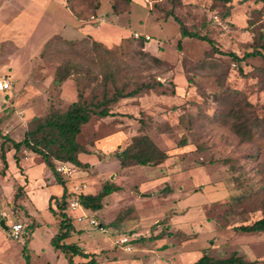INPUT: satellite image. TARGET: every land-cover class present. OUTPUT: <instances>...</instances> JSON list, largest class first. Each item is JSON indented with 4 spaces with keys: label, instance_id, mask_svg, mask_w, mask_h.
<instances>
[{
    "label": "rangeland",
    "instance_id": "374dc122",
    "mask_svg": "<svg viewBox=\"0 0 264 264\" xmlns=\"http://www.w3.org/2000/svg\"><path fill=\"white\" fill-rule=\"evenodd\" d=\"M21 1L0 0V79L10 82V89L0 92V127L12 140H22L34 119L65 111L79 92L83 101L95 103L104 91L111 97L114 88L154 86L110 105L113 116L92 117L82 127L77 142L90 153L81 158L90 168H72L69 180L59 173L65 187L70 192L82 182L85 193L96 194L111 181L121 191L106 197L97 212L83 209L88 219L80 223V211L70 209L77 201L71 192L75 197L66 214L81 233L66 242L94 253L97 264H192L203 254L223 259L232 253L264 264V233L235 230L264 217V149H259L264 144V59L235 62L204 41L182 39L178 24L166 15L172 13L191 33L240 59L255 49L264 55V4L234 0L225 16L215 0H57L81 21L82 41L70 47L53 33L29 42L40 35L30 36L37 28L27 20L33 0ZM155 41L163 44L162 65L144 50L148 44L147 51L155 53ZM70 65L80 68L69 69L73 75L56 86V70ZM240 99L247 103L242 112L254 121L252 140L234 133L235 119L228 115ZM140 133L168 160L157 167L121 169L117 153ZM182 138L186 146L179 148ZM12 156L9 151L6 177L0 179V212L24 231L13 240L0 229V264H25L26 256L29 264H65V256L50 244L60 220L48 208L55 210L49 201L59 190L51 187L53 174L46 166L39 174L27 173L42 164L40 156L22 151L18 167ZM18 187L21 197L15 199ZM91 219L98 227L89 225ZM123 238L129 239L125 247L118 243Z\"/></svg>",
    "mask_w": 264,
    "mask_h": 264
},
{
    "label": "trees",
    "instance_id": "16d2710c",
    "mask_svg": "<svg viewBox=\"0 0 264 264\" xmlns=\"http://www.w3.org/2000/svg\"><path fill=\"white\" fill-rule=\"evenodd\" d=\"M174 4H180L181 0H169ZM234 0H215L216 3L222 5L225 9V16L230 13V7ZM241 4L247 2L263 3L264 0H235ZM168 17H172L174 22L179 26V35L182 39L186 38H196L201 41L206 42L214 53L219 55L228 56L232 61L240 62L243 59L250 57H262L264 55L257 49L252 52L246 53L243 58H238L234 53H221L216 47L215 42L206 36H200L196 33H191V31L181 22V20L174 16L172 13L166 14ZM96 47H101V44L94 42ZM145 41L141 42L139 46L144 48ZM180 48V42L177 44ZM146 55L155 61L156 64L162 65L163 62L155 57L150 56L148 53ZM77 69L80 66H68V69L61 71V68L56 70L54 76V83L56 86H60L63 82L69 79L73 75L72 71L69 69ZM109 78V75L106 79ZM106 79H103V84L105 85ZM114 93L111 97H108L106 91L103 93L102 100L100 102L87 103L82 100V94L79 92L77 95V101L73 102L65 111L61 112L58 110L52 111L49 116L44 118L34 119V124L26 130L22 140L15 141L12 140L7 134H3L0 127V179L6 177L8 170L7 154L9 151H13V161L15 166H19L20 157L19 154L22 151L32 153L34 155L40 156L44 165L52 172L53 177L57 185L63 188L62 195L59 198L50 197V202H53L55 210L49 205V210L53 214L60 217L57 223V233L51 238L50 244L56 252H60L65 256L66 264H75L74 258L79 257L87 260L83 264H96L93 255L86 253L85 249L79 246L77 243H67L66 241L73 236V234H80V231H76L72 224V218L66 214V207L70 200L75 196L69 192L66 186L65 179H62L63 175L59 174L56 170V165L62 163L66 164L72 168L78 170H86L90 168L88 163H83L79 160L80 154L88 153L78 142L77 136L80 134L82 127L86 125L92 117L107 118L113 116L110 110V105L115 104L120 99H130L138 96L140 93L145 91H150L154 89V86L148 84H141L135 87L133 90L125 92L124 89L114 88ZM230 95L236 97L238 92H229ZM229 97V96H228ZM231 97V96H230ZM244 101L237 100L234 103V107L229 110L228 115H231L235 119V124L233 126V131L236 135L242 139L252 140L253 135H251V128H249L250 123H254L251 117L247 116L246 112L243 111V106L247 103H241ZM249 106V105H248ZM261 120H257L255 124H260ZM141 123V119L139 120ZM142 124V123H141ZM260 128V126H256ZM264 138V133H262ZM264 140V139H263ZM186 146V140L182 138L177 147L182 148ZM259 149H264V144L259 145ZM116 158L119 162L121 169L134 168V167H157L164 164L169 156L168 154L161 150L149 136L140 135L134 136L130 144L123 149L120 153H117ZM66 178V177H65ZM67 178L66 180H69ZM82 182H79L81 184ZM167 189H165L166 191ZM121 191V187L116 185L111 181H106L103 183L101 189L96 194H76V199L82 209L97 212L102 209L103 200ZM75 194V193H74ZM21 197V187H18L15 199ZM238 202V201H236ZM32 229V227H29ZM39 228V227H37ZM35 229L33 228L32 232ZM237 231H241L246 234H257L264 233V217L254 221L250 225L239 226L235 228ZM24 231V227H23ZM131 241V240H130ZM25 264H29V258L26 256ZM192 264H258V261H250L241 255L232 253L228 258L215 259L207 254H203L199 259H197Z\"/></svg>",
    "mask_w": 264,
    "mask_h": 264
},
{
    "label": "crops",
    "instance_id": "0c3cea01",
    "mask_svg": "<svg viewBox=\"0 0 264 264\" xmlns=\"http://www.w3.org/2000/svg\"><path fill=\"white\" fill-rule=\"evenodd\" d=\"M15 1H17L20 4L23 3L21 0L20 1L15 0ZM25 2H26V4L27 3L29 4L28 1H25ZM63 4H64V1L62 3L61 1L59 2L57 0H36V1L33 0V4L32 3L29 4V9L31 10V16L29 15L27 20L30 23L29 24L30 26L32 25V27H33V25H37L36 30L33 31L30 36L32 38L33 35L35 34V36H36L37 33H39V35H40L39 39H36L34 41H32L30 39L29 42H31L32 44H33V42L38 43L39 41L44 40V38L49 37V35H51L52 33L55 34L56 40H58L61 43L66 44L70 47L77 45V42L82 41L81 40L82 39L81 34H80L81 30L80 31L78 30L79 23L81 21L78 20L76 17L72 16L70 10L65 8L66 3L64 5ZM5 8H6V6H5ZM11 8H14L13 4L11 6H8L6 9H11ZM32 13L33 14L36 13V15H37V17H36L37 20L35 19L36 22L33 18ZM13 16H15V14ZM71 30L74 31L73 34H72ZM68 32H71V33H68ZM92 41L97 42L98 40L96 38H93ZM155 42L157 43V45H155V46H157V51L155 53L154 52L151 53L150 51H147L146 46H148V44L145 45L144 50L146 52H148L150 54V56L160 59L163 52H161L159 49L163 48V44L160 42H157V41H155ZM158 51H159V53H157ZM45 53H46V51H45ZM84 157H85L84 154H80L79 160L81 161L82 160L81 158H84ZM41 163H42L41 165H38L35 168H29L27 170V173L28 174H31V173L32 174H39L40 169H42V167H45L43 161ZM73 172L75 173V171H73ZM39 179H40V177H39ZM51 187H55V188L57 187L59 189L56 194L53 193V195H52L56 198H59L62 195L63 188L57 184L56 185L54 184V186H51ZM51 187L47 188L48 191L50 190ZM84 194H88V193L84 192ZM72 211H80V214L78 216L83 214V212L80 208L74 209ZM58 253H60V252H58ZM86 253H89V252H86ZM89 254L93 255L92 257L95 261L96 260L95 254L94 253H89ZM81 259L82 258H79V259L74 258L75 264H76L77 260H81ZM83 261H84V259H83ZM86 262L87 261H84V263H86ZM95 263H96V261H95Z\"/></svg>",
    "mask_w": 264,
    "mask_h": 264
},
{
    "label": "built area",
    "instance_id": "2783aa9c",
    "mask_svg": "<svg viewBox=\"0 0 264 264\" xmlns=\"http://www.w3.org/2000/svg\"><path fill=\"white\" fill-rule=\"evenodd\" d=\"M9 89H10V82L6 79H0V92H5V91H8ZM56 170L66 178H70L73 173L72 167L66 164H62V163L58 164ZM85 189H86V186L81 183V184L76 185V187H74V189L71 192L77 195H80L84 193ZM76 208H80L83 212L82 215L76 217L77 222L80 223L83 220L88 219L86 214L84 213V210L79 205L78 201L72 202L70 204L71 210H74ZM2 224H4L7 227L6 231L8 232V235L10 236V238H12L13 240H18L21 234L23 233V225L20 222L10 219L9 216L4 212H0V229H2L1 227ZM89 225L98 227V224L96 223L94 219H91L89 221ZM118 243L121 246L125 247V245L129 243V239L123 238ZM125 250L131 251L128 246L125 248Z\"/></svg>",
    "mask_w": 264,
    "mask_h": 264
},
{
    "label": "water",
    "instance_id": "95a60500",
    "mask_svg": "<svg viewBox=\"0 0 264 264\" xmlns=\"http://www.w3.org/2000/svg\"><path fill=\"white\" fill-rule=\"evenodd\" d=\"M2 229L4 230V231H6L7 230V227L4 225V224H2Z\"/></svg>",
    "mask_w": 264,
    "mask_h": 264
}]
</instances>
